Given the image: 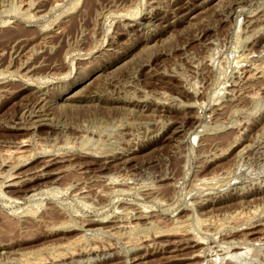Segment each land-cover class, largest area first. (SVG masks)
Listing matches in <instances>:
<instances>
[{
  "label": "rangeland",
  "instance_id": "obj_1",
  "mask_svg": "<svg viewBox=\"0 0 264 264\" xmlns=\"http://www.w3.org/2000/svg\"><path fill=\"white\" fill-rule=\"evenodd\" d=\"M29 1L0 0V264H264V0Z\"/></svg>",
  "mask_w": 264,
  "mask_h": 264
},
{
  "label": "bare ground",
  "instance_id": "obj_2",
  "mask_svg": "<svg viewBox=\"0 0 264 264\" xmlns=\"http://www.w3.org/2000/svg\"><path fill=\"white\" fill-rule=\"evenodd\" d=\"M21 1H22V0H21ZM32 1H33V0H32ZM32 1H29L30 4H31ZM24 2H25V1H24ZM53 3H55V2H53ZM56 3H57V2H56ZM30 4H29V5H30ZM32 4H33V3H32ZM22 5H23V4H22ZM24 6H25V5H24ZM20 7H21V6H20ZM29 7H30V6H29ZM29 9H30V8H29ZM150 10H151V9H150ZM185 10H186V9H185ZM22 11H23V10H22ZM151 12H152V11H151ZM31 13H32V12H31ZM43 14H44V13H43ZM30 15H31V14H30ZM32 15H33V13H32ZM32 15H31V16H32ZM28 16H29V15H28ZM39 16H40V15H39ZM42 16H43V15H42ZM189 16H190V15H189ZM32 17H33V16H32ZM35 17H36V16H35ZM35 17H34V18H35ZM37 18H38V17H37ZM41 18H42V17H41ZM126 18H128V17H126ZM153 22H154V21H153ZM56 25H57V24H56ZM55 28H56V27H55ZM58 28H59V27H58ZM53 30H54V29H53ZM40 31H41V30H40ZM45 31H46V30H45ZM55 31H56V30H55ZM158 32H159V31H158ZM41 33H42V32H41ZM42 34H43V33H42ZM45 35H46V34H45ZM47 35H48V34H47ZM40 36H41V35H40ZM40 38H42V37H40ZM51 47H52V46H51ZM247 54L249 55V54H251V53H247ZM252 54H253V52H252ZM245 56H246V55H245ZM26 61H27V60H26ZM24 62H25V61H24ZM22 66H23V65H22ZM255 68H256V67H255ZM256 69H257V68H256ZM251 70H252V69H251ZM24 71H25V70H24ZM251 72H252V71H251ZM256 72H257V71H256ZM245 77H246V76H245ZM245 77H244V78H245ZM242 81H243V80H242ZM236 82H237V81H236ZM32 86H33V85H32ZM26 87H27V86H26ZM229 88H230V87H229ZM229 88H228V89H229ZM232 88H234V87H232ZM232 88H231V89H232ZM232 90H233V89H232ZM232 95H233V94H232ZM37 97H38V96H37ZM36 101H37V100H36ZM38 103H39V102H38ZM44 104H45V103H44ZM44 106H45V105H44ZM34 108H35V107H34ZM37 108H38V107H37ZM30 112H31V111H30ZM32 112H33V111H32ZM39 113H40V112H39ZM35 114H36V113H35ZM29 116H30V115H29ZM43 117H44V116H43ZM35 118H36V117H35ZM50 120H51V118H50ZM39 121H40V120H39ZM42 121H43V120H42ZM46 123H47V122H46ZM33 124H34V123H33ZM36 124H37V123H36ZM11 128H12V127H11ZM174 130H175V129H174ZM174 130H173V131H174ZM166 131H167V130H166ZM185 131H186V130H185ZM195 131H196V130H195ZM197 132H198V131H197ZM173 133H174V132H173ZM193 133H194V132H193ZM195 133H196V132H195ZM195 133H194V134H195ZM190 137H191V136H190ZM194 137H196V136H194ZM21 138H22V137H21ZM21 138H20V139H21ZM27 139H28V138H27ZM27 139H26V140H27ZM191 139H192V138H191ZM18 141H19V140H18ZM23 141H25V140H20L19 143L17 142L18 144L16 143V145H18V147L23 146ZM25 142H26V141H25ZM28 142H30V141H28ZM26 143H27V142H26ZM24 145H25V144H24ZM28 146H29V145H28ZM15 147H16V146H15ZM23 147H24V146H23ZM23 147H21V148H23ZM42 147H43V146H42ZM44 147H45V146H44ZM46 147H47V146H46ZM46 147H45V148H46ZM50 147H51V146H50ZM133 147H134V146H133ZM227 147H228V146H227ZM227 147H226V148H227ZM230 147H231V146H230ZM230 147H229V148H230ZM21 148H20V149H21ZM45 148H44V149H45ZM10 149H12V148H10ZM15 149H16V150L18 149L17 152L20 151L19 148H17V147H16ZM50 149H51V148H50ZM123 149H124V148H123ZM127 149H128V148H127ZM223 149H225V148H223ZM227 149H228V148H227ZM22 150H24V149H22ZM46 150H48V149H46ZM8 151H9V150H8ZM8 151H7L6 154H8ZM10 151H11V150H10ZM14 151H15V150H14ZM25 151H26V150H25ZM30 151H31V150H30ZM41 151H42V150H41ZM221 151H222V150H221ZM17 152H16V153H17ZM20 152H21V151H20ZM48 152H49V151H48ZM10 153H11V152H10ZM22 153H23V152H22ZM26 153H27V152H26ZM26 153H25V154H26ZM29 153H30V152H29ZM31 153H32V152H31ZM6 154H4V155H6ZM14 154H15V153H14ZM17 154H18V153H17ZM86 154H87V153H86ZM88 154H89V153H88ZM111 154H112V153H111ZM219 154H220V152H219ZM221 154H222V152H221ZM15 155H16V154H15ZM20 155H21V153H20ZM61 155H62V154H61ZM83 155H84V154H83ZM100 155H101V154H100ZM223 155H224V154H223ZM16 156H18V155H16ZM22 156H23V155H22ZM26 156H27V154H26ZM26 156H25V157H26ZM53 156H54V155H53ZM10 157H11V156H10ZM23 157H24V156H23ZM127 157H128V154H127ZM211 157H212V156H211ZM16 158H17V157H16ZM65 158H66V157H65ZM208 158H209V157H208ZM212 158H213V157H212ZM44 159H46V158H44ZM48 159H50V158H48ZM53 159H54V158H53ZM62 159H63V158H62ZM68 159H69V158H68ZM56 160H57V159H56ZM102 160H103V159H102ZM14 161H15V160H14ZM59 161H60V160H59ZM120 161H121V160H120ZM4 162H5V161H4ZM2 163H3V161H2ZM48 163H49V162H48ZM48 163H46V164H48ZM97 163H98V162H97ZM14 164H15V163H14ZM44 164H45V163H44ZM42 165H43V164H42ZM121 166H122V165H121ZM40 168H41V167H40ZM111 168H112V167H111ZM99 169H100V168H99ZM14 170H15V169H14ZM116 170H117V169H116ZM199 171H200V170H199ZM12 172H13V171H12ZM40 172H41V171H40ZM214 172H215V171H214ZM7 173H8V172H7ZM17 173H20V172H17ZM197 173H198V172H197ZM41 174H42V173H41ZM116 174H117V173H116ZM217 174H218V173H216V175H217ZM12 175H13V174H12ZM42 175H43V174H42ZM105 175H106V174H105ZM105 175H103V176H105ZM207 175H209V177H210V174H207ZM212 175H213V174H212ZM8 176H9V175H8ZM10 176H11V175H10ZM14 176L16 177L17 175L15 174ZM43 176H44V175H43ZM213 176H214V175H213ZM6 177H7V176H6ZM36 177H37V176H36ZM116 177H117V176H116ZM116 177H114V178H116ZM168 177H169V176H168ZM201 177H202V176H201ZM203 177H204V176H203ZM203 177H202V178H203ZM215 177L217 178V176H215ZM8 178H9V177H8ZM110 178H111V177H110ZM117 178H119V177H117ZM120 178L122 179V177H120ZM202 178H201V179H202ZM211 178H213V177H211ZM216 178H215V179H216ZM52 179H53V178H52ZM205 179H207V178H205ZM205 179H204V180H205ZM208 179H209V178H208ZM53 180H54V179H53ZM101 180H102V179H101ZM106 180H107V179H106ZM109 180H111V179H109ZM119 180H120V179H119ZM175 180H176V179H175ZM115 181H116V180H115ZM121 181H123V180H121ZM132 181H133V180H132ZM196 181H197V180H196ZM201 181H202V180H201ZM201 181H200V182H201ZM216 181H217V180H216ZM8 182H9L10 184L12 183V182H10V181H8ZM42 182H43V181H42ZM106 182H108V181H106ZM113 182H114V181H113ZM171 182H172V181H171ZM193 182H194V181H193ZM204 182H205V181H204ZM208 182H209V180H208ZM4 183H6V182H4ZM16 183H18V182H16ZM43 183H44V182H43ZM45 183H46V182H45ZM102 183H103V182H102ZM135 183H136V182H135ZM167 183H168V182H167ZM176 183H177V182H176ZM197 183H198V182H197ZM212 183H213V181H212ZM0 184H1V183H0ZM7 184H8V183H7ZM7 184H6V185H7ZM41 184H42V183H41ZM109 184H110V182H109ZM123 184H124V183H123ZM127 184H129V183H127ZM169 184H170V183H169ZM4 185H5V184H4ZM132 185H133V184H132ZM132 185H129V186H132ZM156 185H157V184H156ZM174 185H175V184H174ZM209 185H210V184H209ZM212 185H213V184H212ZM112 186H113V184H112L110 187L112 188ZM121 186H122V185H121ZM144 186H145V185H144ZM159 186H160V185H159ZM161 186H162V185H161ZM198 186H199V185H198ZM204 186H205V185H204ZM206 186H207V185H206ZM43 187H44V186H43ZM66 187H68V186H65V188H66ZM84 187H85V186H84ZM136 187H137V186H136ZM153 187H154V186H153ZM200 187H201V184H200ZM202 187H203V186H202ZM213 187H214V186H213ZM55 188H56V187H55ZM58 188H59V187H58ZM113 188H114V186H113ZM132 188H133V187H132ZM145 188H146V187H145ZM205 188H206V187H205ZM207 188H208V187H207ZM34 189H35V188H34ZM34 189H32V190L30 189L29 191H25L24 194L26 195V194H28V192H31V191H33ZM41 189H42V188H41ZM56 189H57V188H56ZM80 189H81V187H80ZM82 189H83V188H82ZM134 189H135V188H134ZM143 189H144V188H143ZM148 189H149V188H148ZM161 189H162V188H161ZM25 190H26V189H25ZM53 190H54V189H53ZM64 190H65V189H64ZM67 190H68V189H67ZM158 190H159V189H158ZM207 190H208V189H207ZM119 191H121V190H119ZM42 192H43V191H42ZM49 192H51V191H49ZM52 192H53V191H52ZM74 192H75V191H73V193H74ZM76 192H77V191H76ZM203 192H204V191H203ZM203 192H202V193H203ZM205 192H206V190H205ZM208 192H209V191H208ZM44 193H46V192H44ZM47 193H48V192H47ZM70 193H72V192H70ZM87 193H88V192H87ZM206 194H207V193H206ZM16 195H17V194H16ZM38 195H39V194H38ZM40 195H41V194H40ZM50 195H51V194H50ZM82 195H84V194H82ZM82 195H81V197H82ZM204 195H205V194H204ZM41 196H42V195H41ZM206 196H207V195H206ZM16 197H17V196H16ZM21 197H22V196H21ZM37 197H38V196H37ZM143 197H144V196H143ZM150 199H151V198H150ZM152 199H153V198H152ZM200 199H201V198H200ZM21 200H23V199H21ZM29 200H31V199L29 198ZM144 200H145V199H144ZM205 200H206V199H205ZM214 200H215V199H214ZM141 201H142V200H141ZM197 201H198V200H197ZM199 201H200V200H199ZM28 203H29V202H28ZM146 203H147V202H146ZM135 205H136V204H135ZM145 205H147V204H145ZM194 205H195V204H194ZM148 206H149V205H148ZM127 207H128V206H127ZM124 208H125V207H124ZM130 208H131V207H130ZM132 208H133V207H132ZM139 208H140V207H139ZM142 208H143V207H142ZM185 208H186V207H185ZM205 208H206V207H205ZM50 209H51V208H50ZM208 209H209V208H208ZM119 210H120V209H119ZM119 210H118V211H119ZM121 210H122V209H121ZM121 210H120V211H121ZM128 210H129V208H128ZM137 210H138V208H137ZM140 210H141V209H140ZM148 210H149V209H148ZM225 210H226V209H225ZM253 210H254V209H253ZM132 211H133V210H132ZM149 211H150V210H149ZM204 211H205V210H204ZM210 211H211V210H210ZM232 211H233V210H232ZM249 211H250V210H249ZM172 212H174V211H172ZM195 212H196V211H195ZM195 212H194V213H195ZM226 212H227V211H226ZM250 212H251V211H250ZM252 212H253V211H252ZM254 212H256V211H254ZM136 213H137V212H136ZM208 213H209V212H208ZM211 213H212V211H211ZM227 213H228V212H227ZM227 213H226V214H227ZM245 213H246V212H245ZM259 213H260V212H259ZM142 214H143V213H142ZM148 214H149V213H148ZM148 214H147V215H148ZM209 214H210V213H209ZM209 214H208V215H209ZM226 214H225V215H226ZM230 214H231V213H230ZM241 214H242V213H241ZM241 214H240V215H241ZM243 214H244V213H243ZM250 214H251V213H250ZM254 214H255V213H254ZM261 214H262V212H261ZM177 215H178V214H177ZM206 215H207V214H206ZM208 215H207V216H208ZM210 215H211V214H210ZM210 215H209V216H210ZM231 215H232V214H231ZM244 215H246V214H244ZM248 215H249V213H248ZM248 215H247V216H248ZM259 215H260V214H259ZM262 215H263V214H262ZM108 216H109V214L107 215V217H108ZM169 216H170V215H169ZM188 216H189V215H188ZM232 216H233V215H232ZM238 216H239V215H238ZM250 216H251V215H250ZM41 217H42V216H41ZM129 217H130V215H129ZM142 217H143V216H142ZM164 217H165V216H164ZM201 217L203 218L202 214H201ZM210 217H211V216H210ZM239 217H240V216H239ZM255 217H256V216H255ZM260 217H261V216H260ZM104 218H105V217H104ZM113 218H114V217H112V219H113ZM118 218H119V217H118ZM177 218H178V217H177ZM179 218H180V217H179ZM188 218H189V217H188ZM204 218H205V217H204ZM206 218H207V217H206ZM240 218H241V217H240ZM242 218H243V216H242ZM257 218H259V216H258ZM257 218H256V219H257ZM89 219H90V218H89ZM173 219H174V218H173ZM245 219H246V218H245ZM248 219H249V218H248ZM251 219H252V218H251ZM254 219H255V218H254ZM115 220H116V219H115ZM137 220H138V218H137ZM141 220H142V219H141ZM199 220H201V218H200ZM202 220H203V219H202ZM202 220H201V221H202ZM218 220H219V219H218ZM222 220H223V219H222ZM235 220H236V218H235L233 221H235ZM242 220H243V219H241V221H242ZM79 221H82V218H81V220H79ZM83 221H84V220H83ZM151 221H152V220H151ZM176 221H177V220H175V222H176ZM179 221H180V220H179ZM186 221H187V220H185V223H186ZM201 221H200V222H201ZM215 221H216V219H215ZM228 221H229V219H228ZM249 221H250V220H249ZM85 222H86V221H85ZM87 222H88V221H87ZM135 222H137V221L135 220ZM135 222H134V223H135ZM145 222H146V221H145ZM154 222H155V221H154ZM175 222H174V224H175ZM180 222H181V221H180ZM202 222H204V221H202ZM209 222H210V220H209ZM224 222H225V221H224ZM226 222H227V220H226ZM238 222H239V221H238ZM70 223H71V222H70ZM89 223H90V222H89ZM108 223H109V222H108ZM129 223H130V222H129ZM131 223H132V222H131ZM219 223H220V221H219ZM219 223H218V225H219ZM252 223H253V222H252ZM263 223H264V222H263ZM91 224H93V223H91ZM115 224H116V223H115ZM117 224H118V223H117ZM122 224H123V223H122ZM143 224H145V223H143ZM150 224H151V223H150ZM181 224H182V223H181ZM234 224H235V223H234ZM253 224H254V223H253ZM70 225H71V224H70ZM77 225H78V224H77ZM108 225H109V224H108ZM111 225H112V224H111ZM113 225H114V224H113ZM130 225H131V224H130ZM132 225H133V224H132ZM176 225H177V224H176ZM179 225H180V223H179ZM183 225H184V224H183ZM213 225H214V224H213ZM232 225H233V223H232ZM259 225H260V224H259ZM95 226H96V225H95ZM95 226H94V227H95ZM125 226H126V225H125ZM136 226H137V225H136ZM136 226H135V227H136ZM171 226H172V225H171ZM211 226H212V225H211ZM248 226H249V225H248ZM250 226H251V225H250ZM71 227H72V226H71ZM75 227H76V226H75ZM82 227H83V226H82ZM113 227H114V226H113ZM172 227H173V226H172ZM180 227H181V226H180ZM180 227L178 228V226H177V229H180ZM241 227H242V226H241ZM57 228H58V227H57ZM111 228H112V226H111ZM128 228H129V227H128ZM133 228H134V227H133ZM146 228H147V227H145V229H146ZM158 228H159V226H158ZM158 228H157V229H158ZM173 228H175V227H173ZM182 228H183V227H182ZM202 228H203V227H202ZM55 229H56V227H55ZM61 229H62V228H61ZM113 229H114V228H113ZM117 229H118V227H117ZM121 229H122V228H121ZM124 229H125V228H124ZM141 229H142V228H141ZM159 229H160V228H159ZM161 229H162V228H161ZM168 229H169V227H168ZM175 229H176V228H175ZM183 229H184V228H183ZM198 229H199V228H198ZM203 229H204V228H203ZM218 229H219V228H218ZM220 229H221V228H220ZM107 230H108V228H107ZM130 230H131V228H130ZM132 230H133V229H132ZM146 230H147V229H146ZM155 230H156V229H155ZM171 230H172V229H171ZM186 230H187V229H186ZM190 230H191V229H190ZM190 230H189V231H190ZM206 230H207V229H206ZM214 230H215V227H214ZM52 231H53V230H52ZM104 231H105V230H104ZM147 231H149V230H147ZM147 231H146V232H147ZM157 231H158V230H157ZM157 231H156V232H157ZM164 231H166V230H164ZM169 231H170V229H169ZM172 231H173V230H172ZM178 231H179V230H178ZM209 231H210V229H209ZM211 231H212V230H211ZM216 231H217V230H216ZM242 231H243V229H242ZM259 231H261V230H259ZM259 231H258V232H259ZM81 232H82V231H81ZM87 232H88V231H87ZM96 232H97V231H96ZM114 232H119V231L114 230ZM114 232H113V233H114ZM120 232H121V231H120ZM130 232H131V231H130ZM135 232H137V231H135ZM154 232H155V231H154ZM166 232H168V231H166ZM194 232H196V231H194ZM206 232H207V231H206ZM213 232H214V231H213ZM147 233H148V232H147ZM164 233H165V232H164ZM182 233H183V232H182ZM187 233H189V232H187ZM211 233H212V232H211ZM231 233H232V232H231ZM239 233H240V232H239ZM80 234H81V233H80ZM82 234H84V233L82 232ZM154 234H155V233H154ZM158 234H160V233H158ZM193 234H194V233H193ZM226 234H227V231H226ZM228 234H230V232H228ZM228 234H227V235H228ZM252 234H253V233H252ZM260 234L264 237V232H262V233H260ZM78 235H79V234H78ZM78 235H77V236H78ZM89 235H90V234H89ZM143 235H144V234H143ZM242 235H243V234H242ZM250 235H251V234H250ZM253 235H254V234H253ZM82 236H83V235H82ZM82 236H81V237H82ZM94 236H95V235H94ZM138 236H139V235H138ZM141 236H142V235H141ZM155 236H156V235H155ZM191 236H192V235H191ZM197 236H198V235H197ZM245 236H246V234H245ZM75 237H76V236H75ZM81 237H80V235H79V237H76V238H78V241H80V240H82V239H80ZM130 237H131V236H130ZM133 237H134V236H133ZM215 237H216V236H215ZM215 237H214V238H215ZM218 237H219V236H218ZM230 237H231V236H230ZM230 237H229V238H230ZM76 238H75V239H76ZM136 238H137V237H136ZM174 238H175V237H174ZM203 238H204V237H203ZM203 238H202V239H203ZM221 238H222V237H221ZM227 238H228V237H227ZM232 238H233V236H232ZM242 238H243V237H242ZM75 239H74L73 241H75ZM84 239H85V238H84ZM130 239H131V238H130ZM137 239H138V238H137ZM177 239H178V238H177ZM179 239H180V238H179ZM200 239H201L200 236H199V238H198V237H193V239H192V241H193L192 243H193V244H192V245H199V244H201L202 242H201ZM219 239H220V238H219ZM238 239H239V238H238ZM249 239H250V241L247 239V240H245V242L249 243V242L254 241V240H255V241H258V240L261 241L262 238L256 236L255 238L253 237L252 239H251V238H249ZM85 240H86V239H85ZM135 240H136V239H135ZM135 240H134V241H135ZM138 240H139V239H138ZM221 240H222V239H221ZM73 241H72V243H73V246H74V242H73ZM76 241H77V240H76ZM76 241H75V242H76ZM127 241H128V240H127ZM150 241H151V240H150ZM170 241H171V240H170ZM173 241H174V240H173ZM187 241H189V240H187ZM206 241H207V240H206ZM224 241H225V240H224ZM67 242H69V244H71V243H70L71 240H70V241L67 240ZM130 242H131V240H130ZM162 242H163V241H162ZM263 242H264V241H263ZM60 243H62V242H60ZM60 243H59V245H61ZM63 243H64V242H63ZM63 243H62V244H63ZM86 243H87V242H86ZM157 243H158V242H157ZM168 243H169V242H168ZM173 243H174V242H173ZM173 243L171 242L172 245H173ZM203 243H205V239H204V242H203ZM210 243H211V242H210ZM215 243H216V242H215ZM255 243H256V242H255ZM65 244H67V243H65ZM75 244H76V243H75ZM78 244H80V243H78ZM142 244H144V243H142ZM148 244H149V243H148ZM222 244H223V243H222ZM222 244H221V245H222ZM67 245H68V244H67ZM167 245H168V244H167ZM172 245H171V246H172ZM201 245H202V244H201ZM64 246H65V245H64ZM68 246H70V245H68ZM83 246H84V245H83ZM134 246H135V245H134ZM140 246H141V245H140ZM155 246H156V245H155ZM188 246H189V245H188ZM209 246H210V245H209ZM211 246H212V245H211ZM238 246H239V245H238ZM74 247H75V246H74ZM80 247H81V246H80ZM87 247H89V246H87ZM94 247H95V246H94ZM135 247H137V246H135ZM168 247H169V246H168ZM174 247H175V245H174ZM180 247H181V246H180ZM180 247L178 246V248H180ZM199 247H200V245H199ZM220 247H221V246H220ZM227 247H228V246H227ZM229 247H230V246H229ZM232 247H233V246H232ZM236 247H237V245H236ZM236 247H234L233 249L235 250ZM245 247H246V246H245ZM258 247H259V246H258ZM69 248L71 249V247H69ZM72 248H73V247H72ZM75 248H76V247H75ZM82 248H83V247H82ZM130 248H132V247H130ZM144 248H145V247H144ZM188 248H189V247H188ZM192 248H193V247H192ZM194 248H195V247H194ZM251 248H252V247H251ZM253 248H254V246H253ZM261 248H262V247H261ZM56 249H57V248H56ZM83 249H84V248H83ZM128 249H129V247H128ZM136 249H137V248H136ZM168 249H169V248H168ZM168 249H167V250H168ZM208 249L210 250L211 248L208 247ZM241 249H243V248H241ZM247 249H248V248H247ZM257 249H258V248H257ZM58 250H59V249H58ZM63 250H64V249H63ZM74 250H76V249H74ZM79 250H80V249H79ZM81 250H82V249H81ZM193 250H194V249H193ZM197 250H198V249H197ZM201 250H202V247H201ZM220 250H221V249H220ZM234 250H233V251H234ZM238 250H239V249H238ZM238 250H237V252H238L237 255L244 254V250H242L243 252H240V251H238ZM252 250H253V249H252ZM255 250H256V249H255ZM259 250H260V248H259ZM67 251H68V250H67ZM71 251H72V250H71ZM144 251H145V250H144ZM144 251H143V252H144ZM160 251H161V250H160ZM168 251H169V250H168ZM210 251H211V250H210ZM212 251H213V250H212ZM225 251H226V250H225ZM227 251L232 252V251L230 250V248H229V250H227ZM260 251H261V250H260ZM65 252H66V251H65ZM73 252H74V251H73ZM146 252H147V251H146ZM172 252H174V251L172 250ZM204 252H205V251H204ZM229 252H228V253H229ZM247 252H248V251H246L245 253L247 254ZM253 252H254V251H253ZM54 253H55V252H54ZM57 253H58V252H57ZM59 253H60V252H59ZM109 253H110V252H109ZM169 253H170V252H169ZM190 253H191L190 258L194 259V258H196V257H198V256H201V253H203V252H201L200 250H198V251H196V252L193 251V252H190ZM206 253H207V252H206ZM214 253H215V252H214ZM224 253H225V252H224ZM228 253H226V255H227ZM232 253H233V252H232ZM234 253H236V252H234ZM248 253H249V252H248ZM66 254H67V253H66ZM69 254H70V253H69ZM79 254H80V253H79ZM107 254H108V253H107ZM136 254H137V253H136ZM216 254H218V253H216ZM216 254H215V255H216ZM229 254H231V253H229ZM229 254H228V255H229ZM250 254H251V252H250ZM259 254H260V253H259ZM262 254H263V253H262ZM137 255H138V254H137ZM215 255H214V256H215ZM220 255H221V254H220ZM228 255H227V256H228ZM231 255H233V254H231ZM248 255H249V254H248ZM248 255H247V256H248ZM251 255H252V254H251ZM55 256H56V255H55ZM95 256H96V255H95ZM187 256H188V255H187ZM202 256H203V254H202ZM233 256H234V255H233ZM254 256H256V255H254ZM51 257H52V256H51ZM206 257H207V256H206ZM239 257H240V256H239ZM256 257H257V256H256ZM259 257H260V256H259ZM37 258H39V257H37ZM37 258H36V259H37ZM97 258H98V257H97ZM124 258H125V257H124ZM124 258H123V259H124ZM138 258H141V256L138 257ZM138 258H136V259H138ZM220 258H221V257H220ZM224 258H225V257H224ZM227 258H228V257H227ZM257 258H258V257H257ZM56 259H57V258H56ZM80 259H81V258H80ZM82 259H83V258H82ZM89 259H90V258H89ZM126 259H127V258H126ZM126 259H125L124 261H127V260H128V259H127V260H126ZM214 259H215V258H214ZM228 259H229V258H228ZM232 259H233V258H232ZM240 259H241V258H240ZM246 259H247V258H246ZM57 260H58V259H57ZM84 260H85V259H84ZM130 260H131V259H130ZM195 260H196V259H195ZM199 260H200V259H199ZM223 260H224V259H223ZM230 260H231V259H230ZM252 260H253V259H252ZM254 260H255V259H254ZM34 261H35V260H34ZM42 261H43V260H42ZM44 261H45V260H44ZM202 261H203V260H202ZM211 261H213V260H211ZM217 261H218V260H217ZM219 261H220V260H219ZM245 261H246V260H245ZM255 261H256V260H255ZM258 261H259V258H258ZM258 261H257V262H258ZM37 262H38V261H37ZM76 262H77V261H76ZM114 262H115V261H114ZM193 262H194V261H193ZM214 262H215V261H214ZM228 262H229V261H228ZM228 262H227V264H229ZM233 262H234V261H233ZM259 262H260V261H259ZM38 263H39V262H38ZM38 263H37V264H38ZM191 263H192V262H191ZM210 263H211V262H210ZM220 263H221V262H220ZM224 263H226V262L224 261L223 264H224ZM237 263H238V262H237ZM83 264H84V263H83ZM106 264H107V263H106ZM110 264H115V263H110ZM131 264H132V263H131ZM189 264H190V263H189ZM213 264H214V263H213ZM221 264H222V263H221ZM241 264H243V263L241 262ZM246 264H247V263H246ZM255 264H256V263H255ZM257 264H258V263H257Z\"/></svg>",
  "mask_w": 264,
  "mask_h": 264
}]
</instances>
